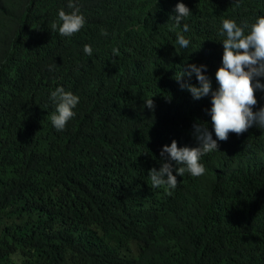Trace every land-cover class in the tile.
I'll use <instances>...</instances> for the list:
<instances>
[{"label": "trees", "instance_id": "obj_1", "mask_svg": "<svg viewBox=\"0 0 264 264\" xmlns=\"http://www.w3.org/2000/svg\"><path fill=\"white\" fill-rule=\"evenodd\" d=\"M69 2L0 0V264L16 253L20 264H264V128L217 140L205 175L185 171L175 189L148 175L173 140L198 146L194 124L216 139L211 96L194 100L176 79L204 64L218 89L223 20L248 34L264 0H72L86 24L66 37ZM177 3L192 12L186 33ZM58 87L80 97L59 132ZM256 99L254 112L264 91Z\"/></svg>", "mask_w": 264, "mask_h": 264}, {"label": "clouds", "instance_id": "obj_2", "mask_svg": "<svg viewBox=\"0 0 264 264\" xmlns=\"http://www.w3.org/2000/svg\"><path fill=\"white\" fill-rule=\"evenodd\" d=\"M68 7L74 10L66 13L61 9L58 13L59 20L62 21L58 29L59 34L66 37L80 32L86 24L84 15L72 0ZM174 12L176 15L171 18L175 21L176 27H182L183 32H188L189 26L182 24V21L192 14L191 10L184 3H177ZM53 27L57 25L54 24ZM220 35H226V39L222 42V66L215 73L218 89L213 90L212 81L206 75L207 65L204 64L185 65L187 70H182L176 79L180 90L188 91L194 100L211 96V108L207 111L216 139H213L212 132L204 126L205 124L196 123L193 125V135L197 147L178 148L175 140L171 146L165 145L160 152V160L163 163L159 171L152 168L148 172L155 188L166 185L169 189H175L178 186L177 176L181 177L185 171L193 177L205 175L207 169L200 162L201 158L208 153L219 151L217 140L226 142L229 133L241 135L253 125L264 128V107L253 111L258 104L256 91H264V84L260 83V78L264 77V16L257 18L248 34H245L244 27L238 26L235 20L225 19ZM177 43L182 49H187L190 40L183 34H178ZM83 50L85 54L92 55L91 45H84ZM113 54H118V49H113ZM193 76L199 86L190 82ZM51 99L56 102L55 112L51 115L52 125L58 132L64 131L68 122L75 116L74 109L79 104L80 97L65 91L63 87H58L51 93ZM144 107L154 111L153 99L145 101ZM11 259L14 264H20L22 257L16 253Z\"/></svg>", "mask_w": 264, "mask_h": 264}]
</instances>
